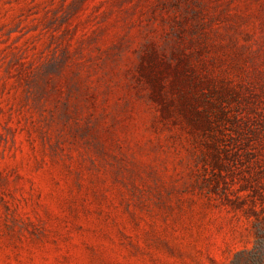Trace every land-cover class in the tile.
<instances>
[{
  "label": "rangeland",
  "instance_id": "374dc122",
  "mask_svg": "<svg viewBox=\"0 0 264 264\" xmlns=\"http://www.w3.org/2000/svg\"><path fill=\"white\" fill-rule=\"evenodd\" d=\"M0 264H264V0H0Z\"/></svg>",
  "mask_w": 264,
  "mask_h": 264
}]
</instances>
